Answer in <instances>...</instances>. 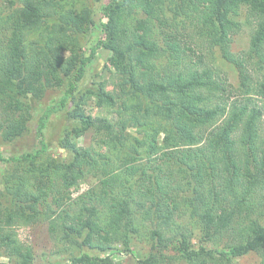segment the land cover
Returning a JSON list of instances; mask_svg holds the SVG:
<instances>
[{"label": "trees", "instance_id": "obj_1", "mask_svg": "<svg viewBox=\"0 0 264 264\" xmlns=\"http://www.w3.org/2000/svg\"><path fill=\"white\" fill-rule=\"evenodd\" d=\"M8 1L11 10L0 21V132L7 141L25 135L39 108L35 100L66 78L69 88L44 111L38 133L52 112L64 110L59 143L67 157L48 154L41 139L34 153L7 158L0 177V251L7 255L14 247V227L44 222L69 252L67 264H115L108 255L75 253L72 246L105 253L115 240L128 246L142 229L152 243L139 264H235L250 252L264 264V106L252 102L253 95L264 102V77L252 84L249 69L264 62V0H186L188 24L234 64L238 97L200 56L196 61L187 54L180 12L171 17L166 0H108L104 7L97 47L111 52L117 93L102 81L77 87L90 62L78 41L93 24L90 9L58 11L53 7L60 0ZM241 5L253 27L247 50L235 55L229 38L240 27ZM43 22L52 23V33L43 45H26L25 34ZM58 40L67 56L55 47ZM87 98L97 107H116V115L87 113ZM151 116L165 124L131 138L127 125ZM86 130L100 149L77 143ZM159 159L169 161L167 169ZM87 176L96 184L71 198L70 189ZM184 206L204 238L229 233L228 243L217 251L193 249L179 225L170 235Z\"/></svg>", "mask_w": 264, "mask_h": 264}, {"label": "rangeland", "instance_id": "obj_2", "mask_svg": "<svg viewBox=\"0 0 264 264\" xmlns=\"http://www.w3.org/2000/svg\"><path fill=\"white\" fill-rule=\"evenodd\" d=\"M57 1L58 0H55V2ZM166 1V10H168L170 16H174V11L175 13L180 12L176 14L177 19H181V24L183 23L186 26L181 25L179 32L180 41L183 48L186 49L187 54L196 61H199L198 56H200L202 66L209 67L214 78L219 80L223 85H231L230 90L233 97H238L239 78L234 64L228 59L223 58L217 45H211V40L208 39L209 35L203 31L200 32L198 29L191 28L190 24H188V21L185 19V12L188 8L186 0ZM107 3L108 0H60L59 4L53 7L58 11H66L70 8L75 11L88 8L92 11L93 24L89 31L84 34H78V41L84 55L90 57V62L84 76L77 82V87L80 90L84 89L94 81H102L107 90L117 93L116 87L112 84L116 75V67L111 60V52L101 47H97L98 39L103 36L101 25L105 20L104 7ZM8 5V0H0V21L4 18L7 12L11 10ZM246 9L245 5L240 6L239 12L235 16L240 27L233 32L229 38L230 51L235 55L241 54L242 51L247 50L250 40L253 22L251 17L248 19ZM55 17L57 16L55 15ZM51 27L52 23L43 22L30 30V32L28 31L25 34V44L43 45L48 34L52 33ZM2 31L3 29L0 27V41L3 38ZM55 47L63 56L69 54L67 46L62 41H56ZM253 68L254 65L252 67L249 66L250 73L253 77L252 84H255L257 79H262L264 77V62L262 63V68L258 70ZM68 88L69 80L65 78L61 85L48 89L39 101L35 100V104H37L39 108L32 118L29 124V130L25 135L7 141L3 138L1 134L2 132H0V177L8 169L7 158L14 155L18 156L26 152L34 153L40 148L41 139L45 142L48 154H57L67 157L66 151L60 147L59 143V140L63 137L62 126L65 124L62 120L64 110L60 109L57 112H52L48 116L42 126L41 134L38 133V128L44 111L47 107L59 103ZM252 102L264 106V102L259 95H253ZM83 106L87 113L95 116L99 115L114 118L117 112L116 107H97L93 98H87ZM141 123L142 124L130 123L127 125L126 132L129 133L131 138L137 137L142 139L143 137H147L153 132L154 128H158L165 124L162 119L155 116L141 118ZM93 136L94 134L92 130H86L75 140L83 147L93 145L96 149H100L97 143L93 140ZM161 138L162 134H159L158 139L161 140ZM102 150L105 149L102 148ZM156 162H158L164 170L167 169L169 161L159 159ZM96 182L97 178L87 176L83 181H80L78 185H75L70 189V197L75 199L80 193H83L95 185ZM98 206L100 205L98 204ZM182 208L185 209L183 216L174 219L172 228L168 227L170 235L173 233V230L177 228V225H179V228L188 236L190 241L189 246L193 249L204 247L208 250L217 251L228 243V240L231 238L229 233H224L223 236L215 238V241H210L204 238L197 217L192 215L186 206ZM99 209L101 213L104 214L103 208L99 207ZM12 230L14 232V247L11 248V251H9V254L7 255L4 250L0 251V264H67L69 252L64 250V246L63 249L62 246L60 247L58 240L49 233L48 225L46 223L42 222L30 226H16ZM148 236L149 234L147 235L145 229H142L139 233L131 236L128 246L115 240L111 244V249L107 250L105 253H102L97 247L92 248L87 245H82L81 247L72 246V250L73 252L75 251V253H86L90 256L108 255L113 259L115 264H139V262L147 255L152 243V240L149 239ZM171 254H174V252ZM184 263L186 262L183 260H174L172 264ZM235 264H260V255L255 252L247 253L237 257L235 259Z\"/></svg>", "mask_w": 264, "mask_h": 264}]
</instances>
